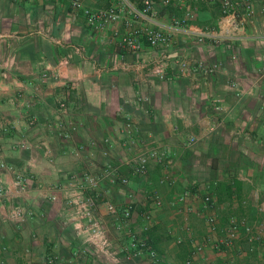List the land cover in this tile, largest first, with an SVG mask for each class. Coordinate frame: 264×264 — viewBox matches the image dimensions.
Wrapping results in <instances>:
<instances>
[{
    "label": "crops",
    "instance_id": "0c3cea01",
    "mask_svg": "<svg viewBox=\"0 0 264 264\" xmlns=\"http://www.w3.org/2000/svg\"><path fill=\"white\" fill-rule=\"evenodd\" d=\"M83 4L98 9L121 3L84 0ZM250 5L252 15L244 23L231 24L221 16L219 0L155 4V22L160 26H169L174 17L184 18L187 6L193 8L194 18L186 31L173 29L167 50L143 42L139 51L131 52L111 39L112 28L123 32L121 23L92 30L82 13L70 7V0H0V161L13 168H0V185L23 205H35L36 211L35 219L14 223L15 233L1 221L0 241L19 244L31 228L39 236L37 244L55 228L53 242L69 244L62 229L83 242L89 193L85 178L92 177L93 165L100 179L122 164L119 173L129 176L124 189L105 176L96 184L99 199L94 207L106 227L105 232L102 223V232L109 237L105 205L124 199L141 206L147 203L143 178L130 175L125 163L155 145L171 150L172 163L167 170L162 168L160 177V182L164 175L172 181L163 182L170 186L164 194L170 204L185 190L202 194L210 181L216 183L215 212L224 208L222 195H244V218L254 226L264 222V0H250ZM202 30L214 31L219 43L198 42L195 34ZM164 52L166 72L160 79L146 65ZM176 58L216 63L217 69L207 76H185L177 70ZM120 60L129 67L118 68ZM62 100L67 102L65 115L58 110ZM67 122L74 130L64 138L60 129L67 130ZM189 135L196 141L186 146ZM188 161L191 164L185 168L182 164ZM160 166L154 161L148 164L149 169ZM13 172L31 176L26 180L29 190L19 191ZM175 181L185 184L180 192ZM189 202L199 206V199ZM175 207L179 210L181 205ZM196 220L194 238L183 224L170 227L179 230L183 242L201 241L207 227ZM113 224L116 228L117 222ZM145 236L151 238L150 232ZM251 246L244 238V251L257 264L264 258V241H255L253 252ZM0 254L12 258L1 248ZM213 254L206 248L195 263H222L229 256Z\"/></svg>",
    "mask_w": 264,
    "mask_h": 264
},
{
    "label": "built area",
    "instance_id": "2783aa9c",
    "mask_svg": "<svg viewBox=\"0 0 264 264\" xmlns=\"http://www.w3.org/2000/svg\"><path fill=\"white\" fill-rule=\"evenodd\" d=\"M14 2H22L27 0H12ZM49 3H54L57 0H44ZM174 0H120L119 5H109L105 8L91 9L85 7L84 0H70V7L75 11H80L85 19V23L95 31H102L107 27H110L116 23H121L123 26V32L115 27L111 30V39H115L116 44L121 49H125L131 52H136L141 49L142 43L146 42L150 45H155L164 51L172 45V31L173 29H188V21L194 18V10L191 6L186 7L184 18L174 17L169 26H160L155 22L156 10L155 4L169 5ZM193 3H197L199 0H190ZM220 13L222 18H226L229 23L236 24L237 22L244 23L245 18L252 15V9L250 0H219ZM198 42L209 40L212 43H219V36L211 30L198 31L195 34ZM167 58L166 52L163 53L160 59L152 61L147 64V70L154 77L163 78L165 76L164 62ZM175 66L177 70L185 76L202 75L207 76L213 73L217 69L216 63H209L204 60H191L187 58H176ZM140 68H143L141 64H138ZM118 68L129 67L125 62L119 61L116 63ZM58 110L65 115L67 112L66 100L60 101ZM65 122V121H64ZM63 122V124H64ZM68 123V129L65 130L63 127L60 129L62 137L66 138L70 136L71 131L74 130V126ZM65 126V124H64ZM126 128L131 133V123H126ZM64 130V131H63ZM132 138V137H131ZM196 137L189 135L186 138V146H191L195 143ZM1 151V146H0ZM150 161H154L166 169L168 165L172 163L171 150L167 146H151L143 149L125 164L128 167L130 175L143 176L147 173L148 164ZM122 165V164H121ZM121 165L114 166L112 170L105 172L100 176V179L108 177L112 182H118L127 185L129 182L128 174H120L119 168ZM0 168L13 171L11 166H8L5 162L0 161ZM14 174V182L18 186L19 191H26V180L31 179V176H25L21 173ZM86 183L88 186H94L100 180L99 177H86ZM161 182L171 183V179L168 175H164ZM215 182H206L204 186V192L200 194L199 206L197 208L191 205V201L195 195L189 190H185L178 195L171 205H181L179 211L184 214V220L187 221L189 215L193 214L196 217L203 220L207 227V233L204 235L201 241H194L190 239L193 247L192 254L185 260V264H192L194 258L197 255L203 254L206 248H210L212 251L222 255L231 248H233L236 241L243 234L246 241L251 245L255 241L259 242L262 239L264 230L262 228H255L254 225L250 224L245 218H230L227 224L223 227L219 226L217 214L215 212L217 203L215 196L212 192L213 185ZM151 199L155 207L162 205V200L157 194H152ZM54 199L55 197L52 196ZM88 206L83 210V216L86 218L87 227L93 232L102 235L101 221L94 217L91 205L92 201L87 198ZM109 213L115 215L119 222L116 228L120 230L122 223L128 221L131 218L134 210V205L131 202L126 203L122 207H118L115 204L108 203L106 205ZM33 211L26 208L20 201L10 196L8 189L0 185V222L9 221L12 223H22L32 218ZM146 220L149 219V215H144ZM184 228L189 230V227L185 224ZM177 242H181L180 237L176 238ZM102 244L107 247V239H102ZM130 245L137 253H145L151 261L158 263L160 261L159 255L156 250L149 245L146 241H135L132 239ZM252 247V246H251ZM53 259L51 256L47 257L46 264H52ZM208 264H216L215 261L209 260ZM0 264H6L4 257L0 254ZM223 264H228L224 260Z\"/></svg>",
    "mask_w": 264,
    "mask_h": 264
},
{
    "label": "rangeland",
    "instance_id": "374dc122",
    "mask_svg": "<svg viewBox=\"0 0 264 264\" xmlns=\"http://www.w3.org/2000/svg\"><path fill=\"white\" fill-rule=\"evenodd\" d=\"M188 164L190 165L191 161L185 162L182 165L185 167ZM92 167L93 170L91 171L90 176L95 178L97 175L95 173L97 167L94 165ZM162 170L161 166L153 169H149L148 167L147 173L141 176L143 178V185L141 184V187L142 191H144V194L142 195H144L147 203L144 206H141L139 202H131L134 205L131 218L122 223L123 225L120 230H117L113 224L114 222L118 223L119 219L115 215L109 213L105 205L106 212L104 213V216H106V220H108L110 224H108V231L110 233L109 237L106 233L100 235L86 227V240L82 242L77 240V236L74 237L69 230L65 233V231H63L64 229H62L61 231L64 232V236L62 237L69 243L64 245L63 243L53 242L52 239L56 234V229L53 228L51 232L47 231V235L42 236L40 242L36 244L35 240H37L39 236L33 229L30 228L27 229L28 231L25 238L21 239L19 244L15 240L11 243L0 241V248L2 251L8 252L11 255L10 257H12L9 260L3 256L5 263L46 264L47 257L51 256L53 259L52 264H185V260L192 254V244L188 241L183 242V240L181 242H177L176 238L181 236V234L179 230L172 231V227H170V225L178 222L179 225L183 224L184 227L186 224L190 230L189 236L194 238V235H197V232L195 233V231H197L195 222L198 223L196 220L198 217L195 215H189L188 220L185 221L184 214L174 205L169 203L171 200H167L164 194H166V191L170 186L160 182V177L163 175V173H161ZM135 177L137 179V176ZM116 183L118 182H115L114 184ZM175 185L176 191L180 192L184 188L185 184L175 181ZM15 186L18 188L16 184ZM117 186L124 189L127 185L118 183ZM97 187L96 184L94 186L90 185L88 187L89 193L86 196H88L92 201L91 210L94 217L101 221V230L103 229V223L106 232L103 218L99 215V210L94 207L99 199L95 194ZM26 189L29 190L28 187H26ZM152 194H157L162 200V205L160 207L154 206L153 200L150 197ZM200 194L201 191L199 190L193 193V195H195L193 199L197 200ZM222 197L225 200L222 202L223 204H221V207L224 208H220V210L216 212L217 216H219L223 222L220 224V227L225 226L230 218L240 219L247 215L244 214V195L237 194L235 196L228 197L224 194ZM125 201L126 200L124 199L122 203L115 205L122 207V205L128 203ZM110 203L113 204V202ZM25 207L32 210L34 213L36 212L34 209L35 205H27ZM146 214L149 215L148 220L144 218V215ZM33 218L35 219L36 217L33 216ZM4 226L9 232H16L14 223L7 221ZM201 227L204 228L202 226V222ZM257 227L264 230V222L259 221L258 223H255V228ZM149 232L151 234L152 241L148 240L145 236L146 234H149ZM262 237V240L264 241V233ZM103 238L108 241L109 245L107 247L102 244ZM132 239L135 241H146L156 250L160 261L158 263H154L145 253H137L130 245ZM243 246L244 236L242 234L239 237V240L234 244L233 248L226 252L229 256L225 259V261H227L228 264H256L252 256L247 257V255H244ZM212 252L215 256L216 254L218 255L215 251ZM195 259L196 258H194L192 264H196ZM214 261L216 264H223L221 261L218 263L216 260ZM257 264H264V258Z\"/></svg>",
    "mask_w": 264,
    "mask_h": 264
},
{
    "label": "trees",
    "instance_id": "16d2710c",
    "mask_svg": "<svg viewBox=\"0 0 264 264\" xmlns=\"http://www.w3.org/2000/svg\"><path fill=\"white\" fill-rule=\"evenodd\" d=\"M148 240L152 241L151 238H148ZM252 246H253V244H252ZM253 250H254L253 247H251L249 251H250V252H253ZM250 252H249V253H250ZM244 255H248V253H246V252L244 251Z\"/></svg>",
    "mask_w": 264,
    "mask_h": 264
}]
</instances>
